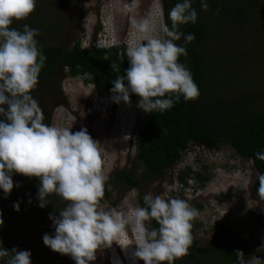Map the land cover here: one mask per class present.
I'll use <instances>...</instances> for the list:
<instances>
[{
  "label": "clouds",
  "instance_id": "obj_1",
  "mask_svg": "<svg viewBox=\"0 0 264 264\" xmlns=\"http://www.w3.org/2000/svg\"><path fill=\"white\" fill-rule=\"evenodd\" d=\"M36 3L0 0V189L6 197L10 195L12 177L19 174L39 180L40 208L47 207L53 195L64 201L58 216L49 215L55 233L45 234L43 243L53 252L70 256L75 264H91L98 248L110 246L128 229L136 248L134 254L128 244L133 264L135 259L142 264H174L188 254L193 240L191 222L198 217V210L183 199H164L151 193L143 198L145 207L136 208L132 215L102 210L99 202L107 177L102 170L100 144L86 128L73 133L71 128L44 123L43 110L31 94L46 61L36 39L39 30L27 24L22 30L13 27L14 21L26 20L35 11ZM201 7L208 10L206 0H201ZM168 18L171 26L161 24L156 35H150L149 19L131 20L141 41L126 49L129 67L113 81L114 98L94 89L99 97L107 94L112 102L130 104V97L136 95L138 107L146 113L165 112L181 97L185 101L198 98L199 88L190 70L179 62L187 56L186 45L195 39L180 27L196 23L197 12L191 0H182L172 7ZM182 37L185 44L178 45ZM111 66L119 71L116 65ZM256 158L264 161V151L257 152ZM258 195L264 201V180ZM14 208L19 212V203ZM151 221L158 227H151ZM235 255L238 264H264L257 256L245 261L242 251ZM5 257V264H31L30 251H9L0 243V259Z\"/></svg>",
  "mask_w": 264,
  "mask_h": 264
},
{
  "label": "rangeland",
  "instance_id": "obj_2",
  "mask_svg": "<svg viewBox=\"0 0 264 264\" xmlns=\"http://www.w3.org/2000/svg\"><path fill=\"white\" fill-rule=\"evenodd\" d=\"M162 3L163 0H135V5L133 0H37L35 11L26 20L14 21L13 27L22 30L23 25L27 24L38 29L37 40L52 47L69 48L78 41L81 49L119 47L126 52L130 44L141 41L132 28L133 18L137 21L149 19L153 29L150 35L160 34V26L166 20ZM250 28L251 25L243 32L233 33L228 43L214 41L209 47L218 48L220 52L214 49L213 58L240 52V57L250 60L251 66L247 60L242 62L244 75L239 74L237 69L233 75H243L244 84H248L250 89H258L264 84V38H257L250 33L254 32L249 31ZM248 33L254 38V41L250 40L252 43L241 40ZM245 44H252L254 48L248 47L250 50L245 52ZM221 77L219 84L224 88L227 78ZM261 89L264 90V85ZM31 94L43 110L44 123L48 121L47 124L51 126L71 128L73 133L82 128L87 129L92 139L100 144L105 176L122 168L132 170L134 134L143 118L139 102L136 104L130 100V104L122 101L115 103L107 98V94L99 97L83 77H70L64 71L38 84ZM231 96L225 93L222 98L227 101ZM260 97L264 98V92ZM59 100H63L66 105L59 104ZM186 169L199 175L202 182L193 180L191 176L185 185H180L176 177ZM133 171L134 178L139 179V164L135 165ZM256 179L259 176L251 162L239 157L228 143L220 142L214 152L189 144L162 178L142 183L139 190L128 189L125 193H122L118 184H106L104 189L109 196L102 197L99 203L102 210L115 209L132 215L139 207L138 199L144 198L147 193L164 199H183L199 212L198 217L191 222V234L198 247L206 245L217 226L221 225L245 241V261L252 256L264 260V201L251 190L252 181ZM59 201L63 204L58 197ZM48 211L47 214L42 212L41 215L28 216L26 220L6 219L0 225V233L10 239L5 249L30 251L31 264H54L56 261L67 264L70 256L53 252L43 243L45 234L52 236L55 233L49 219L53 212ZM55 214L59 215L58 212ZM131 239L128 229L110 246L98 248L96 259L91 264H133L127 250L130 244L135 254L136 248ZM135 263L142 264L137 259Z\"/></svg>",
  "mask_w": 264,
  "mask_h": 264
},
{
  "label": "trees",
  "instance_id": "obj_3",
  "mask_svg": "<svg viewBox=\"0 0 264 264\" xmlns=\"http://www.w3.org/2000/svg\"><path fill=\"white\" fill-rule=\"evenodd\" d=\"M178 2L182 0H163L165 23L169 27L171 21L168 13ZM191 2L197 12L196 23L182 25L180 30L185 35L193 34L195 39L186 45L187 56L180 57L179 62L190 70L199 88V96L190 101H185L181 97L171 109L162 113L143 111L141 125L134 134L135 154L132 170L122 168L111 171L106 175L105 185L118 184L122 193L128 189L139 190L142 183L162 178L180 159L189 144L214 152L220 142H226L239 157L251 162L259 176V179L252 181L251 190L260 199L258 191L261 181L264 180V161L257 159L256 153L264 151V98L260 97L264 92L261 89L264 84L258 89H250L248 84H244L245 72L241 65L247 59L240 57L238 55L240 52L230 53L231 56L221 55L213 58L214 49L217 53L220 52L217 51L218 48L209 46L214 41L228 43V38L233 33L243 32L250 25L249 31H254L250 33L257 38H264V0H206L209 6L207 11L202 9L201 0H191ZM250 33L242 36L241 40L254 41ZM176 43L184 45V38ZM38 47L46 57L38 84L64 71L70 77H83L85 83L92 85L97 92L111 93L114 98L111 91L113 81L118 76L125 75L129 67L126 52L119 47L81 49L78 41L69 48L52 47L38 41ZM248 47L254 48L252 44L247 46L245 44L243 50L247 52L250 50ZM262 61L264 63V57ZM247 62L252 65L250 60ZM112 64L116 65L119 71L113 70ZM236 69L243 75L234 76ZM221 76L227 78L224 88L219 84L222 80ZM225 93L232 94L227 101L222 98ZM130 100L137 104L139 97L132 95ZM58 102L63 106L66 105L63 100ZM137 164L141 168L139 179H135L133 173ZM188 177L199 183L203 180L189 169L180 173L176 179L180 185H185ZM12 179L14 187L10 195L6 197L0 189V218L3 222L6 219L17 220V218L26 220L28 216L41 215L42 212L47 214L48 210L55 214L65 207V202L63 201V204L57 202L58 197L53 195L48 206L40 208L37 200L39 180L19 174H14ZM108 196L104 189L102 197ZM17 203H19V212L14 208ZM138 206L145 207L143 198L138 199ZM150 226L158 227L155 221H151ZM9 241V237H3L0 233V243L4 248L9 245ZM245 248L246 243L243 239L228 228L219 225L206 245L198 247L192 240L188 254L176 259L174 264H238L235 253L237 251L244 253ZM5 260L0 261V264H5ZM54 264H62V261L60 263L56 261ZM67 264H75V262L70 257Z\"/></svg>",
  "mask_w": 264,
  "mask_h": 264
},
{
  "label": "built area",
  "instance_id": "obj_4",
  "mask_svg": "<svg viewBox=\"0 0 264 264\" xmlns=\"http://www.w3.org/2000/svg\"><path fill=\"white\" fill-rule=\"evenodd\" d=\"M96 48V47H95Z\"/></svg>",
  "mask_w": 264,
  "mask_h": 264
}]
</instances>
